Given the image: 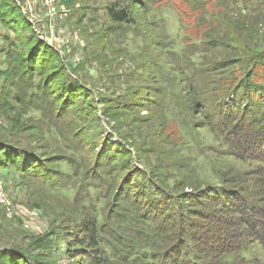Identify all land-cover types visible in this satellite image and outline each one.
Returning <instances> with one entry per match:
<instances>
[{"label": "rangeland", "instance_id": "374dc122", "mask_svg": "<svg viewBox=\"0 0 264 264\" xmlns=\"http://www.w3.org/2000/svg\"><path fill=\"white\" fill-rule=\"evenodd\" d=\"M1 1L13 21L10 31L0 21V187L11 203L8 210L0 195V264H89L90 255L77 250L75 227L90 206L77 202L74 190L58 188L62 180L57 188L43 184L21 154L27 153L34 170L41 167L39 176L57 180L59 172H73L65 158L91 166L89 156L103 137L109 133L114 142L117 133L134 156L131 166L157 176L175 195L192 198L223 172L254 178L255 164L227 156L204 126L206 112L193 104V82L186 81H196L202 98L210 100L207 91L219 81L264 67V0H211L204 13L184 0H153L147 12L124 23L113 22L110 11L129 0H16L15 8L12 0ZM174 7L189 13L185 27ZM7 45L15 47L13 53ZM184 47L198 52L190 60L201 68L195 77L178 58ZM34 54L37 63H29ZM64 95L67 108L60 106ZM60 108L88 133L83 150L63 147L66 127L55 117ZM114 117L118 121L111 122ZM109 201L104 203H115ZM215 215L219 222L227 218L230 233L240 231L238 237L222 234L241 250L216 254L221 262L264 264L263 244L252 230L230 227L224 211Z\"/></svg>", "mask_w": 264, "mask_h": 264}, {"label": "trees", "instance_id": "16d2710c", "mask_svg": "<svg viewBox=\"0 0 264 264\" xmlns=\"http://www.w3.org/2000/svg\"><path fill=\"white\" fill-rule=\"evenodd\" d=\"M151 1L129 0L127 7L112 8L110 17L115 23L132 21L134 14L148 11V2ZM184 1L194 12L204 13L211 0ZM1 2L0 21L10 31L12 26H7L13 20L6 18L10 12L5 11ZM12 2L14 8L17 7L16 0ZM169 3L171 0H167ZM175 10L180 25H188L189 13ZM25 23L29 24L27 21ZM14 24L12 22L10 25ZM14 48L7 45L10 54ZM256 49L257 52L260 50L258 47ZM182 54H178V58L183 59L185 67L193 70L192 77H195L201 68L193 66L190 60L193 57L196 59L198 52L184 47ZM34 55L28 59L29 63H37L38 55ZM259 68L239 71L230 81L228 78L219 81L218 87L207 91L213 95L210 100L202 98L196 81L185 79L187 83L195 84L190 87L193 90V104L200 113L206 112L204 126L223 144L226 155L255 164L252 171L254 178H248L249 182L244 176L223 172L213 186L204 192L198 190L191 194L192 198H187L186 194L175 195L164 187L157 176L131 166L134 156L117 133L118 140L114 142H111L109 133L103 137L100 147L89 156L93 160L91 166L74 157L65 158L74 168L73 172H59L60 178L57 180L39 176L37 172L40 169L37 168L41 167L34 170L27 153L21 154L28 171L43 179V184L49 183L57 188L55 183L62 180L63 184L58 188L74 190L77 202L90 206L91 211L75 227L77 250L90 255L87 258L89 264H224L216 254H230L241 250V247H232L224 239L229 234L238 237L240 231H227L229 224L224 216L220 218L223 222H219L215 214L223 211L229 216L230 227L235 226L241 232L251 229L252 235L263 244L264 251V67ZM201 72L204 76L207 73L204 70ZM177 73L184 74L180 69H177ZM62 98L64 100L60 106L69 107L68 98L65 95ZM64 114L65 110L60 108L55 115L57 121L63 122L66 127L61 129L64 130L61 136L68 142H64L63 147L70 153L83 150L86 144L83 139L88 137V133L76 121L64 118ZM110 119L111 122L118 121L116 117ZM77 130L71 138L72 132ZM104 132L102 130L100 134ZM113 132L110 133L114 135ZM16 156L12 154L11 159H16ZM48 174L46 171L43 173ZM181 186L185 187V183ZM110 197L108 203H113V200L115 203L108 210L110 206L104 202ZM191 202L202 209L193 208ZM216 235L222 238L214 239ZM217 242H221L220 246H217ZM245 247L247 242H243V250ZM69 251L73 252L71 248Z\"/></svg>", "mask_w": 264, "mask_h": 264}, {"label": "built area", "instance_id": "2783aa9c", "mask_svg": "<svg viewBox=\"0 0 264 264\" xmlns=\"http://www.w3.org/2000/svg\"><path fill=\"white\" fill-rule=\"evenodd\" d=\"M48 1L50 2L51 5H53V3L54 2L56 3L58 0H48ZM53 11L56 12V10L54 8H53ZM0 195H2L4 198H6L8 200L7 196L3 192V187H0ZM2 202L5 203L4 205L7 206V209L9 210V207L11 205L10 201L8 200V202H6V201H2Z\"/></svg>", "mask_w": 264, "mask_h": 264}]
</instances>
